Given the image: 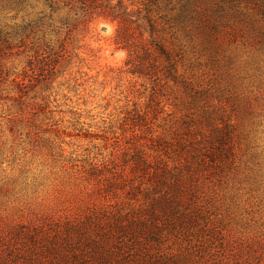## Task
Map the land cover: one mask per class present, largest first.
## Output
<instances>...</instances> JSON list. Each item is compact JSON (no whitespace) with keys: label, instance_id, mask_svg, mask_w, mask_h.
I'll return each mask as SVG.
<instances>
[{"label":"rangeland","instance_id":"rangeland-1","mask_svg":"<svg viewBox=\"0 0 264 264\" xmlns=\"http://www.w3.org/2000/svg\"><path fill=\"white\" fill-rule=\"evenodd\" d=\"M183 1L177 8L185 5L187 18L177 25L189 29L178 32L175 43L185 50L188 72L206 91L212 84L216 90L226 89L228 96L233 93L232 99L249 98L256 115L236 119L237 132L264 161V0ZM65 5L0 0L1 37L13 49L8 68L21 76L24 70L35 75L28 88L27 105L35 108L30 116L19 117L12 102L0 101V264H50L41 261V250L53 247L54 237L55 244L69 240L56 230L92 215L113 218L134 205L146 206L142 198L130 202L141 194L130 188L134 157H128L146 143V128L156 136L167 132L170 138L181 137L186 116L214 114L220 106L214 93H209L213 104L191 106L184 89L161 73L132 74L131 52L115 44L117 23L90 16L76 23L74 11L68 13ZM216 5L222 32L211 35L205 28L215 17ZM221 102L228 109L236 103ZM136 132L144 136L135 137ZM147 146L152 148L150 142ZM237 155L233 174L221 182L210 177L195 188L208 209V223L198 229L207 239L216 233L213 249L222 259L227 254L245 259L251 238L264 232V188L258 190L246 178L243 156ZM243 159L259 169L258 160ZM114 175L125 182L115 185ZM145 181L143 186L151 189L154 181ZM178 237L167 236L165 248L179 255L181 244L185 247L191 239ZM203 245L196 242L188 248L200 253ZM146 250L148 257L156 256L152 242ZM203 258L211 262L209 256Z\"/></svg>","mask_w":264,"mask_h":264},{"label":"trees","instance_id":"trees-1","mask_svg":"<svg viewBox=\"0 0 264 264\" xmlns=\"http://www.w3.org/2000/svg\"><path fill=\"white\" fill-rule=\"evenodd\" d=\"M46 1L51 7H59V4L66 3L65 6L69 7L68 13L74 11L76 16L74 22L79 24L84 23L82 17L87 16L117 23L115 44L131 52L132 58L128 62V65L131 64L130 72L140 76L161 73L166 80L173 83L174 87L184 89V92L191 97V106L201 103L213 104L209 93L217 94L221 101L236 103L233 108L231 106V109H228L220 101V106L216 109L218 112L214 114L205 111L189 114L186 116L187 129L181 137H176L178 134H175L176 138H170L172 134L168 135L167 132L162 136H156L152 129L146 128L144 135H149L145 137L146 143L139 145L141 150L134 147L132 153L134 155L128 157H134L131 159L133 162L131 174L134 180L130 188L141 194V197L135 195L136 197L130 199V202H138L142 198L147 205L144 207L134 205L130 211L123 209L129 212L118 214L120 216L113 218L108 216L96 218L92 215L86 217L80 224L63 226L56 232L69 240H66L65 245L63 243L60 245L55 244L56 237H54L53 247L41 250L43 256L40 257L41 261L48 260L50 264H102V262L103 264H264V232L251 238L253 241H249L248 256L245 259L236 257L234 259L228 254L222 259L217 255L216 249H213V242L217 240L216 233L207 239L204 237V230L198 229L206 227L208 219L205 218L208 209L200 200L202 193L196 192L195 188L206 184L211 180L210 177L221 182L224 177L233 174L231 172L236 169L239 153L246 160H258L256 167L259 169H256L250 167L248 161L244 162L243 157H240L241 166L245 165L249 172L246 178L260 190L264 188V161H260L251 143H242L241 135L237 132L236 119L244 115L247 117L256 115L254 104L249 98L242 96L232 99L233 93L232 96H228L226 89L216 90L212 84L206 91L202 88L204 84L193 80L191 69L185 64V50L175 43L177 33L180 31L187 33L189 29L186 25H177L187 18L186 6H183L184 10L177 8V5L184 1L177 0L176 4H174L176 0ZM215 9L216 14L211 24L206 28L204 25L205 30L209 34L212 33L211 35L222 32L220 24L222 14L217 5ZM1 34L0 101L12 102L13 108L17 110V116L27 118L31 115V111L35 110L32 104L27 105L29 83L35 79V75L31 76L28 70L23 71V76L16 71L10 72L8 60L13 50L12 44L8 38L2 39ZM33 70L34 72L31 73L36 72L35 69ZM21 78L23 79L20 80ZM148 116H144V122ZM176 131L178 133V130ZM137 135L144 136L136 132L134 136L138 137ZM148 142L152 144V148L147 146ZM147 177L154 181L151 189L143 186ZM112 180H115V185L125 182L123 179L118 180L116 175ZM187 222H190V225ZM187 225L195 230L192 231L189 227L186 235L184 232ZM218 235L222 238L221 234ZM167 236L174 239L184 236V240L191 239V241L185 247L181 244V250L184 251H180L178 255L176 251L165 248ZM203 239L206 241L204 245ZM30 240L35 242L32 238ZM195 241L205 246L200 253L191 252L188 248L192 247ZM149 242L155 246L157 252L155 257H152L153 253L148 257L146 245ZM224 243L225 241L221 247L226 252ZM205 256H209L210 263L203 258ZM41 261L39 262L42 263ZM89 261L92 262L88 263Z\"/></svg>","mask_w":264,"mask_h":264}]
</instances>
